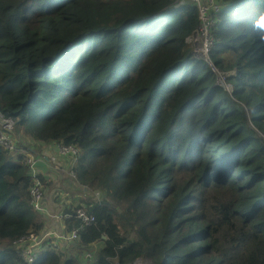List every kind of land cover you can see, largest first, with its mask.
I'll return each mask as SVG.
<instances>
[{
	"label": "trees",
	"instance_id": "obj_1",
	"mask_svg": "<svg viewBox=\"0 0 264 264\" xmlns=\"http://www.w3.org/2000/svg\"><path fill=\"white\" fill-rule=\"evenodd\" d=\"M176 1L0 0V112L19 142L80 154L68 187L36 176L38 211L29 166L0 147V264H23L12 242L49 215L95 264H264V0H215L210 58L234 72L230 94ZM45 196L70 203L52 213ZM69 246L33 264H84Z\"/></svg>",
	"mask_w": 264,
	"mask_h": 264
},
{
	"label": "built area",
	"instance_id": "obj_2",
	"mask_svg": "<svg viewBox=\"0 0 264 264\" xmlns=\"http://www.w3.org/2000/svg\"><path fill=\"white\" fill-rule=\"evenodd\" d=\"M186 1L177 0L175 6L186 4ZM189 2L197 8L200 21L195 30L186 38L185 43L189 44L193 42L194 48L192 49V55L196 59L202 60L210 68L211 72L215 74V77L219 79L222 74L212 62L210 52L213 44L212 28L221 7L215 0H189ZM14 126L15 120L4 116L0 112V147L6 151L17 152L23 157V162L29 166V175L32 180L29 189L31 203L34 205L35 210L44 211L39 206L43 197V185L36 177L39 175V160L31 155L33 152L30 149H18L12 137ZM54 153H57L59 157H71L74 161L80 155L76 147L64 145H56L54 147ZM49 217L52 220L60 222V218L57 215H49ZM69 217L71 216L67 215L64 218L67 219ZM75 217L85 226L94 222L93 216L87 214L82 209L76 212ZM76 239L77 231H67L65 225L60 222L59 225L48 230L44 229L40 233L34 234L31 232L27 236L12 242V245L18 251V255L23 264H33L40 252L45 251L47 248L61 249L71 245Z\"/></svg>",
	"mask_w": 264,
	"mask_h": 264
},
{
	"label": "rangeland",
	"instance_id": "obj_3",
	"mask_svg": "<svg viewBox=\"0 0 264 264\" xmlns=\"http://www.w3.org/2000/svg\"><path fill=\"white\" fill-rule=\"evenodd\" d=\"M180 1H184V0H180ZM186 2L188 3L189 0H187ZM186 45L191 50L194 48L193 42H191L189 44H186ZM190 49H189V51H191ZM220 72H221L222 75L219 77V79L215 77V85L220 87L221 89H223L224 91H226V92H228L230 94L232 87L227 81V77L230 76L229 72L228 73H225V72H222V71H220ZM214 76H215V74H214ZM14 134L15 135H12V137L15 140L16 146L17 145L22 146V147L18 146V148H23L24 146H26L24 148H27V149L31 148L33 150V153H31V155L33 157L35 156L38 160L40 158L42 159L43 156H46L47 162H44V158L42 159V162H44V164L46 166L45 168H47V170L49 171V177L48 178L50 179V181L53 182V185L55 186V188H57V187L61 188L63 186L68 187V185H67L68 183L74 182V178L70 174V167H71V164L72 165L75 164L77 160L74 161L71 157H59L57 153H53L52 151H50V153L47 154V155H45L43 153H39L38 154V151L40 152L41 150H43L45 148H43L41 146L39 148V145L38 144H34V143L33 144H29L28 142H19L17 140V136H19V134H17L15 130H14ZM62 161H67L69 163H66V166H64V167H61V165L63 163ZM44 171H46V169ZM38 174H39V172H38ZM72 191H73V189L71 188L70 192H72ZM76 193L78 195H83L82 193H79V192H76ZM84 196H85V199L88 201L91 197H94V198L98 197V194H94L93 195L91 193H87ZM68 248H70V249L72 248L71 251L68 250L70 252L69 253L70 256H78V257L81 256L83 258H86L87 260L84 261V264H95L96 263L95 256L91 257V255L88 252L85 251V252L82 253L81 251H79L78 248L75 245V242L73 244H71ZM132 264H151V263L148 260L139 259V260H136L135 262H133Z\"/></svg>",
	"mask_w": 264,
	"mask_h": 264
},
{
	"label": "crops",
	"instance_id": "obj_4",
	"mask_svg": "<svg viewBox=\"0 0 264 264\" xmlns=\"http://www.w3.org/2000/svg\"><path fill=\"white\" fill-rule=\"evenodd\" d=\"M40 146L43 147V148H45V149L41 150L40 152L38 151V154L39 153H43V154L47 155V154L50 153L52 145H39V148H40ZM30 150L33 152V150L31 148H30ZM43 158H44V162H47L46 156H43L42 159ZM42 159L40 158L39 159V162H38V172H39L40 176L43 177V179L45 180V182H47V183H53L48 178L49 177V171L47 170V168H45L46 166H45L44 162H42ZM62 162H63L62 165L66 166L67 161H62ZM45 169H46V171H44ZM48 190L49 191H54L55 190V186L54 185L53 186H50L48 188ZM44 201H45V205L48 207V209L52 213H61L62 210H63V208H66L64 206L70 203L68 200H61L60 197H59V200L55 201L50 196H45V200ZM44 222H45V226H47L46 228L44 226V229H49V228L55 227V226H57V225L60 224L59 221H55V220H51V219H49V221L44 219Z\"/></svg>",
	"mask_w": 264,
	"mask_h": 264
},
{
	"label": "clouds",
	"instance_id": "obj_5",
	"mask_svg": "<svg viewBox=\"0 0 264 264\" xmlns=\"http://www.w3.org/2000/svg\"><path fill=\"white\" fill-rule=\"evenodd\" d=\"M182 5H185V4H182ZM181 6V5H180ZM196 8V7H195ZM196 10H197V8H196ZM197 14H198V11H197ZM198 20H199V18H198ZM200 21V20H199ZM215 22H216V20H215ZM199 24V23H198ZM215 25V24H214ZM213 28H214V26H213ZM213 28H212V30H213ZM213 35V34H212ZM215 65V64H214ZM211 71V70H210ZM230 74H234V72H229V75ZM17 147H18V145H17ZM22 147V146H21ZM3 149V148H2ZM18 149H20V148H18ZM21 149H24V147L23 148H21ZM17 153V152H16ZM16 250V249H15ZM19 256V255H18ZM38 257V256H37ZM37 259V258H36ZM36 261V260H35Z\"/></svg>",
	"mask_w": 264,
	"mask_h": 264
},
{
	"label": "water",
	"instance_id": "obj_6",
	"mask_svg": "<svg viewBox=\"0 0 264 264\" xmlns=\"http://www.w3.org/2000/svg\"><path fill=\"white\" fill-rule=\"evenodd\" d=\"M104 239V237H102Z\"/></svg>",
	"mask_w": 264,
	"mask_h": 264
}]
</instances>
